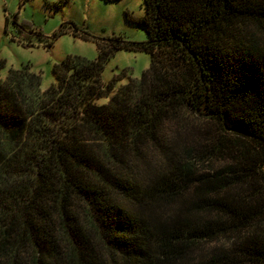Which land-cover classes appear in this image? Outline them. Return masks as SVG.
<instances>
[{
	"label": "trees",
	"instance_id": "obj_1",
	"mask_svg": "<svg viewBox=\"0 0 264 264\" xmlns=\"http://www.w3.org/2000/svg\"><path fill=\"white\" fill-rule=\"evenodd\" d=\"M142 1L144 41L0 79L2 264H264V0Z\"/></svg>",
	"mask_w": 264,
	"mask_h": 264
},
{
	"label": "rangeland",
	"instance_id": "obj_2",
	"mask_svg": "<svg viewBox=\"0 0 264 264\" xmlns=\"http://www.w3.org/2000/svg\"><path fill=\"white\" fill-rule=\"evenodd\" d=\"M143 14L142 0H0V79L9 69H25L39 75L45 89L55 82L53 65L67 55L94 59L99 54L97 41L113 36L144 41V26L135 21ZM149 63L148 51L118 48L106 61L102 79L123 73L118 83L125 84L130 77H140ZM214 164L223 161L216 159ZM3 260L0 255V264Z\"/></svg>",
	"mask_w": 264,
	"mask_h": 264
}]
</instances>
